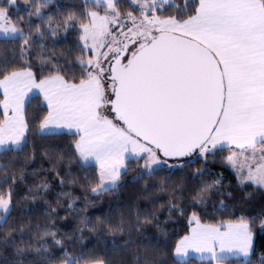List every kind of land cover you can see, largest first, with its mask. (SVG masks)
Returning <instances> with one entry per match:
<instances>
[{"label":"snow or ice","instance_id":"1","mask_svg":"<svg viewBox=\"0 0 264 264\" xmlns=\"http://www.w3.org/2000/svg\"><path fill=\"white\" fill-rule=\"evenodd\" d=\"M0 120V264H264V0H0Z\"/></svg>","mask_w":264,"mask_h":264},{"label":"trees","instance_id":"2","mask_svg":"<svg viewBox=\"0 0 264 264\" xmlns=\"http://www.w3.org/2000/svg\"><path fill=\"white\" fill-rule=\"evenodd\" d=\"M64 2H65V0H58V3H60V4H63ZM35 103H36V101L34 100V101L30 104L29 112H28L29 116L32 115V110H33V108L35 107ZM3 123H4V120H0V125H3ZM123 191H126V190H122V192H123ZM105 199H106V200H109V199H112V197H111V196H105ZM29 203H30V202H28V201H24V202H23V204H24L25 206H27ZM22 215H26V214H23V213H22ZM33 223H35V221H33ZM25 227L27 228V227H29V225H27V223H25ZM35 235H36V238H37V245H39V243H40V241H39L40 232H39V231H36ZM126 238H127V237H125V239H126ZM2 239H3V233L0 232V240H2ZM17 250H18V249H8V248L0 249V251H3V253H4L5 255H8L9 257H13V256H14V253H15ZM132 252H135V249H134V248L132 249ZM16 258H17V259H22V257H16ZM128 259H129V261L131 260V255L128 257ZM113 264H116V261H113ZM191 264H203V262H202L201 260L196 259V260H193V261L191 262Z\"/></svg>","mask_w":264,"mask_h":264},{"label":"rangeland","instance_id":"3","mask_svg":"<svg viewBox=\"0 0 264 264\" xmlns=\"http://www.w3.org/2000/svg\"><path fill=\"white\" fill-rule=\"evenodd\" d=\"M99 95H102V91H100L98 94H97V101L99 99ZM102 112H103V109H102ZM199 260V259H198Z\"/></svg>","mask_w":264,"mask_h":264},{"label":"crops","instance_id":"4","mask_svg":"<svg viewBox=\"0 0 264 264\" xmlns=\"http://www.w3.org/2000/svg\"><path fill=\"white\" fill-rule=\"evenodd\" d=\"M6 123V121H4V123L3 124H5Z\"/></svg>","mask_w":264,"mask_h":264}]
</instances>
